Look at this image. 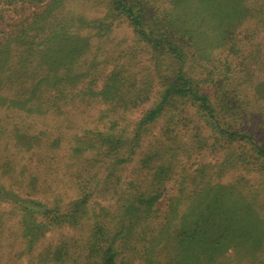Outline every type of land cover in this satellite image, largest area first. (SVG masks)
<instances>
[{
	"label": "trees",
	"instance_id": "trees-1",
	"mask_svg": "<svg viewBox=\"0 0 264 264\" xmlns=\"http://www.w3.org/2000/svg\"><path fill=\"white\" fill-rule=\"evenodd\" d=\"M67 1L0 0V7L38 6L0 33V104L27 127L34 122L28 117L59 116L54 133L31 140L10 117L25 152L49 142L70 170L63 182L48 179L49 162L40 156L35 163L26 157L20 172L17 163L8 167L14 191L0 183V198L20 204L28 251L43 229L68 226L88 238L83 264H187L192 243L200 256L201 240H227L229 232L239 234L235 227L253 225L254 239L242 232L235 239L248 244L245 262L264 264V202L257 201L264 194V107L258 122L246 118L247 106L264 105V74L252 73L251 83L249 63L234 59L242 46L236 35L247 26L251 35L264 32V0H77L80 12ZM122 19L134 46H107ZM253 84L256 97L245 94ZM85 101L104 107L69 146L66 132L80 120L65 107ZM139 106L141 114L127 119ZM194 148L222 153L217 170L236 175L214 181L216 169L206 163L191 171L184 157ZM72 162L80 167L73 170ZM65 187L74 188L73 199L62 203L55 190ZM94 197L108 206L96 211ZM214 232L218 237H208Z\"/></svg>",
	"mask_w": 264,
	"mask_h": 264
},
{
	"label": "rangeland",
	"instance_id": "rangeland-1",
	"mask_svg": "<svg viewBox=\"0 0 264 264\" xmlns=\"http://www.w3.org/2000/svg\"><path fill=\"white\" fill-rule=\"evenodd\" d=\"M65 6L72 10H77V12L81 11L80 3L78 4L77 0H68L65 3ZM38 6H31V5H9V6H2L0 7V33L1 31L8 30L20 17H25L30 15V13L34 10H37ZM94 10V7H93ZM93 11H89L88 13H92ZM264 32L260 31L259 35H251L250 28L247 26L246 30L241 33L240 35H236L238 38V43H240L241 50L238 55H235V63H239L242 61L243 63H249V69L245 68L244 75H251V83H254L255 75L252 76V73H261L260 75L264 74ZM133 34L127 25L125 20H121L119 24L113 28L109 41L106 44L107 46H134L135 41L133 40ZM249 53H253L250 58L247 56ZM146 56V55H145ZM229 58V57H228ZM224 60V57L222 58ZM232 62V61H231ZM145 63V62H144ZM216 64V62H214ZM146 64V63H145ZM223 64L219 65L222 67ZM247 71V72H246ZM246 76V77H247ZM257 83V82H256ZM254 86L255 84L251 85L245 92V94L252 93L251 97H256L254 93ZM246 96V95H245ZM86 102V101H85ZM88 105L83 103H76L74 105H68L65 107L66 111L72 113L80 122L75 126V131L70 129L66 132V136L68 137V145L77 144L78 139L80 136V132L82 128L92 127L95 124L94 119L102 112L103 105L93 106L90 102H86ZM6 105L0 104V183H2L5 189L14 191V186L12 185L13 181L9 179L14 174L13 172H20L22 165L25 161V158L30 156V160L35 163L36 158L40 156L44 158V161H48V167L44 170V174L48 179L55 178L58 181L63 182L61 179V175L63 173L70 174V170L65 167H61L62 160L57 161L58 153H55V148L50 146L46 147L44 145H40V147L33 149L35 152L32 155L31 152L26 151L25 147L17 143L16 137V128L13 124L10 116H15L17 118L16 123L19 124L17 126L20 130L25 131L27 133L19 131L18 133H22L26 136L34 138L36 135L40 137V132L44 133V138L49 135V133H54L52 130L51 124L53 123V118L58 119L59 116L48 115L47 118L45 116H38L35 118L28 117L26 119L27 122L34 121L31 126L27 127V125L19 121V114L12 113L10 109H5ZM72 106V107H71ZM147 106V104L145 105ZM145 106H139L136 109H133L132 112L127 113V119L129 117H137L141 114ZM100 107V108H99ZM104 107V106H103ZM248 114L246 115L247 119H252L254 123L259 121L257 115L263 111V103L258 102V110H256L255 105L247 106ZM26 116V115H25ZM24 116V117H25ZM64 116V114H63ZM84 118V119H82ZM100 123H105V118H102ZM54 125V124H53ZM55 131V130H54ZM199 131L193 128L190 132ZM56 132V131H55ZM204 129H202V133ZM264 135V134H263ZM42 138V137H41ZM43 138V139H44ZM35 139V138H34ZM51 140V139H50ZM49 140V141H50ZM37 141V138H36ZM61 143V142H60ZM27 147V146H26ZM37 147V146H35ZM70 152V150H67ZM63 157H67L68 154L60 152ZM79 158L81 159V154H78ZM223 154L219 153L217 150H213L211 148H201V149H193L192 153L189 157H184L187 167L193 171L194 168L199 167L200 164L206 163L209 164L210 170L215 168L218 169V165L222 162ZM70 162V161H69ZM17 163L18 166L13 170L8 168L10 165ZM21 166V167H20ZM20 167L19 171L18 168ZM80 165L74 162L71 163V168L76 170L79 168ZM214 170V181L217 179L221 181H230L232 174L236 175V171L230 170L226 173L220 172L219 170ZM61 174L59 176L56 175L57 172ZM218 173V174H217ZM12 174V175H11ZM104 175L105 172L102 171ZM219 177H218V176ZM252 176V175H251ZM66 178L70 179V176L67 175ZM74 188H63L60 190H55L62 193V196H59V199L62 203L68 202L69 200L73 199V190ZM168 191H172L168 190ZM48 192H54L48 188ZM18 195L23 199H36L37 195H25L22 192L18 193ZM166 196L164 195L161 199L160 203L163 204L166 201ZM49 200H52L54 196H47ZM257 201L264 202V194L262 193L259 195ZM109 201L100 199L98 197L93 198V207L96 211L100 208L101 205L108 206ZM261 205V204H259ZM163 206V205H161ZM264 207V204H263ZM262 207V208H263ZM20 209V204H16L13 201L5 200L0 198V264H34L31 262V259L38 258L39 256V264H74L75 260L73 256H77L79 261L82 262L79 264H83L85 257H81L82 251L88 248L87 240L88 238H81L78 239L77 237L80 236L79 229L71 228V227H64L61 229L55 230H46L44 235L41 237L40 241L36 243L35 247L28 251L27 248V240L23 236L25 233V228H23V224L18 222L17 212ZM37 218V217H36ZM247 231L243 230L240 227H235V233H244L246 236L248 235L246 240L254 239L257 229L253 226L245 227ZM28 230V229H27ZM60 230V231H59ZM239 234H233L229 232V236L227 240L222 239L221 241L217 242H210V239L201 240V245H203V254L198 256L196 254V243H192L189 247V252L193 256L197 257H190V259H185L184 263L187 264H195L194 261L198 259L199 261L206 262L209 264H248L245 262V258L241 255V251L243 248L247 247V243L243 245V243L238 244L236 239H240ZM218 237L219 233L214 232L210 233L208 237ZM77 236V237H76ZM68 239H67V238ZM203 237H205L203 235ZM53 242V243H51ZM246 242V241H245ZM248 242V241H247ZM252 241H250V244ZM254 244H252L253 246ZM85 247V249H84ZM65 248L66 250H63ZM238 253H240L238 255ZM51 255L55 256V261L51 259ZM85 255V254H83ZM34 256V257H32ZM243 257V258H242ZM190 261V262H189ZM138 263V260H133V264ZM119 264V263H118ZM123 264V263H121Z\"/></svg>",
	"mask_w": 264,
	"mask_h": 264
}]
</instances>
